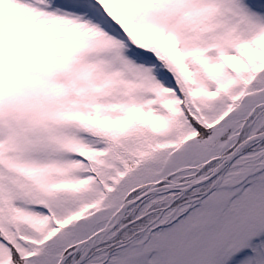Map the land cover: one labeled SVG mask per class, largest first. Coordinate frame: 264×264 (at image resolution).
<instances>
[{
	"label": "snow or ice",
	"instance_id": "1",
	"mask_svg": "<svg viewBox=\"0 0 264 264\" xmlns=\"http://www.w3.org/2000/svg\"><path fill=\"white\" fill-rule=\"evenodd\" d=\"M0 264H264V0H0Z\"/></svg>",
	"mask_w": 264,
	"mask_h": 264
}]
</instances>
